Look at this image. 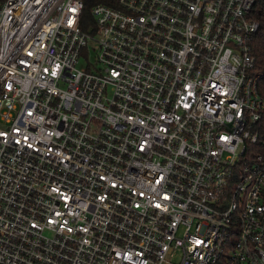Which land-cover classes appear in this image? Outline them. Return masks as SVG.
Returning a JSON list of instances; mask_svg holds the SVG:
<instances>
[{
  "label": "built area",
  "instance_id": "obj_1",
  "mask_svg": "<svg viewBox=\"0 0 264 264\" xmlns=\"http://www.w3.org/2000/svg\"><path fill=\"white\" fill-rule=\"evenodd\" d=\"M256 2L0 0V264H264Z\"/></svg>",
  "mask_w": 264,
  "mask_h": 264
},
{
  "label": "trees",
  "instance_id": "obj_2",
  "mask_svg": "<svg viewBox=\"0 0 264 264\" xmlns=\"http://www.w3.org/2000/svg\"><path fill=\"white\" fill-rule=\"evenodd\" d=\"M102 0H83L84 6L80 18V27L83 30L90 31L88 26L93 24L91 17V8L94 4ZM254 16L260 22V28L253 39L257 57L264 58V0H257L254 7Z\"/></svg>",
  "mask_w": 264,
  "mask_h": 264
},
{
  "label": "rangeland",
  "instance_id": "obj_3",
  "mask_svg": "<svg viewBox=\"0 0 264 264\" xmlns=\"http://www.w3.org/2000/svg\"><path fill=\"white\" fill-rule=\"evenodd\" d=\"M96 55V51L92 50V45H90V51L87 55L88 59L93 62L94 58ZM86 64V60L84 59L83 56L80 57L79 62L77 63V67L82 68L84 67Z\"/></svg>",
  "mask_w": 264,
  "mask_h": 264
}]
</instances>
